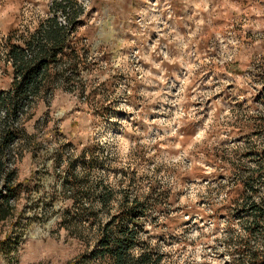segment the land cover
I'll use <instances>...</instances> for the list:
<instances>
[{
    "label": "rangeland",
    "instance_id": "rangeland-1",
    "mask_svg": "<svg viewBox=\"0 0 264 264\" xmlns=\"http://www.w3.org/2000/svg\"><path fill=\"white\" fill-rule=\"evenodd\" d=\"M77 1L85 8L80 72L69 70L68 82L23 116L0 264H67L95 248L98 221H81L78 211L66 216L73 233L64 226L74 203L68 173L82 185L80 210L101 206L86 193L101 182L114 191V209L126 194L144 202L145 245L166 264H231L239 254L227 231L243 235L247 223L216 211L234 205L241 188L213 178L238 146L252 159L264 144V0ZM52 2L0 0V41L29 35ZM11 81L0 53V90Z\"/></svg>",
    "mask_w": 264,
    "mask_h": 264
},
{
    "label": "trees",
    "instance_id": "trees-1",
    "mask_svg": "<svg viewBox=\"0 0 264 264\" xmlns=\"http://www.w3.org/2000/svg\"><path fill=\"white\" fill-rule=\"evenodd\" d=\"M84 11V6L77 0H53L49 15L41 19L29 35L10 32L0 41V53L12 68L10 86L0 90V222L14 214L10 200L15 198L19 183L16 170L11 167V151L21 130H25L23 116L37 100L51 93L60 79L68 82L69 70L80 72L83 58L77 32ZM257 117L261 119L259 131L264 136V112ZM250 151L238 146L235 157L221 161L218 166L222 172L213 178L219 187L226 178L241 188L234 205L225 204L216 211L226 219L241 218L247 223L243 235L227 231V243L234 244L232 248L239 254L233 256L231 264H264V197L257 199L258 194L264 193V144L255 151V158L249 157ZM77 183V175L68 173L64 178L65 191H70L67 197L74 202L65 211L64 226L72 234L66 216L71 214L74 218L81 211L75 218L90 225L98 221L99 228L96 246L90 254L82 253L67 264H89L92 258L100 264H166L164 253L145 245L142 234L149 209L144 202L126 194L121 198L120 206L114 209L108 205L114 191L101 182L98 187L89 186L86 192L93 194L101 206L90 204L80 210L78 204L83 196L78 189L82 185L77 186ZM81 236L76 237L82 240Z\"/></svg>",
    "mask_w": 264,
    "mask_h": 264
}]
</instances>
